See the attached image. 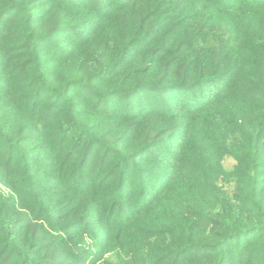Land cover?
Returning <instances> with one entry per match:
<instances>
[{"label":"trees","instance_id":"obj_1","mask_svg":"<svg viewBox=\"0 0 264 264\" xmlns=\"http://www.w3.org/2000/svg\"><path fill=\"white\" fill-rule=\"evenodd\" d=\"M0 264H264V0H0Z\"/></svg>","mask_w":264,"mask_h":264},{"label":"rangeland","instance_id":"obj_2","mask_svg":"<svg viewBox=\"0 0 264 264\" xmlns=\"http://www.w3.org/2000/svg\"><path fill=\"white\" fill-rule=\"evenodd\" d=\"M234 162L230 159H225L223 162H222V166L226 169H230L232 166H233Z\"/></svg>","mask_w":264,"mask_h":264}]
</instances>
